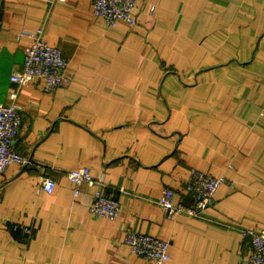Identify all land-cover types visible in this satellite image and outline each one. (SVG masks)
Listing matches in <instances>:
<instances>
[{
  "label": "crops",
  "instance_id": "0c3cea01",
  "mask_svg": "<svg viewBox=\"0 0 264 264\" xmlns=\"http://www.w3.org/2000/svg\"><path fill=\"white\" fill-rule=\"evenodd\" d=\"M136 11L109 28L91 0H0V104L16 92L13 148L29 161L0 176V264H153L130 252L128 231L167 242L163 264H245L240 232L264 229V0ZM39 28L72 81L50 93L10 81L30 43L20 32ZM82 166L98 183L75 196L66 172ZM192 170L228 183L200 216L167 218L157 200L168 189L193 205ZM96 188L119 203L114 220L89 212Z\"/></svg>",
  "mask_w": 264,
  "mask_h": 264
},
{
  "label": "built area",
  "instance_id": "2783aa9c",
  "mask_svg": "<svg viewBox=\"0 0 264 264\" xmlns=\"http://www.w3.org/2000/svg\"><path fill=\"white\" fill-rule=\"evenodd\" d=\"M54 1L63 2L65 0ZM136 2L137 0H91V11L93 16L103 19L109 28L114 27L119 21L132 26L136 22ZM20 35L29 38L30 43L24 54L21 72L12 74L10 77L12 83L24 85L39 80L42 90L46 93L71 85V79L66 76L65 58L58 48L49 45L44 40L41 28L34 32L22 31ZM20 111L21 108L16 103V92L10 91L8 104H0V176L10 165L25 166L29 163L13 148L21 126ZM66 177L74 187L75 196L79 192V184L95 186L98 183L94 180L90 170L83 166L68 170ZM224 183H228L225 177H214L192 170L184 182L183 189L192 195L193 205L185 206L175 203L174 192L168 189L162 192L157 205L167 218L180 214L198 217L213 204L217 190ZM40 185L41 190L50 194L55 182L50 178H42ZM119 206L116 200L106 197L101 190L96 188L89 212L96 217L114 220L118 216ZM23 231L26 234L31 233L29 228H24ZM240 234L250 246L245 264H264V229L260 231L244 229ZM124 243L132 254L153 264H163L169 259V244L157 237L128 231Z\"/></svg>",
  "mask_w": 264,
  "mask_h": 264
}]
</instances>
